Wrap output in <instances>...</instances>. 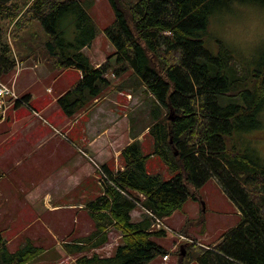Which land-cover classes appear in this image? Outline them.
<instances>
[{
    "label": "trees",
    "instance_id": "trees-1",
    "mask_svg": "<svg viewBox=\"0 0 264 264\" xmlns=\"http://www.w3.org/2000/svg\"><path fill=\"white\" fill-rule=\"evenodd\" d=\"M233 1L264 7V0H108L113 19L104 33L114 46L115 60L95 66L82 51L96 35L82 0H0V79L19 58L8 38L3 40L9 34L12 45L24 43L26 55L44 57L49 68L80 72L55 99L69 118L111 88H142L149 119L141 131L147 128L151 154L172 172L169 179L148 173L138 139L121 148L122 170L101 163L103 193L84 205L93 229L62 243L67 253L76 255L73 264H146L167 254L160 239L169 231L152 229L146 213L132 221L136 199L159 217H168L189 198L196 199L211 177L237 206L241 220L219 242L183 243L177 264H264V163L250 148L228 144L236 134L260 126L264 58L246 69L221 42L216 53L203 43L210 16ZM35 24L42 33L30 29ZM108 74L120 82L113 84ZM21 98L32 106L26 96ZM128 121L129 135L135 138L141 131L136 132L129 116ZM112 228L122 240L115 252L87 254L108 241ZM41 253L42 247L28 237L10 251L0 230V264H30Z\"/></svg>",
    "mask_w": 264,
    "mask_h": 264
},
{
    "label": "rangeland",
    "instance_id": "rangeland-1",
    "mask_svg": "<svg viewBox=\"0 0 264 264\" xmlns=\"http://www.w3.org/2000/svg\"><path fill=\"white\" fill-rule=\"evenodd\" d=\"M84 6L87 8L88 13L92 17L96 35L88 46H85L82 51L93 60L94 63L110 60V63H114V46L107 39L104 33V27L113 19V10L108 0H82ZM134 1V0H133ZM37 24L30 29H35ZM40 32L42 31L40 26L37 27ZM42 33V32H41ZM7 38L11 48L15 49V52L21 58L16 60V66L11 70L9 75L1 77L0 81L8 87H13L15 93L20 96H24L25 91L34 92L39 94L46 101L56 96L58 91H63L66 86L77 81L80 72L77 69L67 68L64 70H53L48 67L44 61V57L36 58V56H27V49H24V43L14 42L12 45L9 39V34L3 37V40ZM41 38H45L42 34ZM218 41L221 44L232 51V54L238 61L239 66L251 69L257 64L259 65L261 59L264 58V7H261L254 3L233 1L230 6L224 7L218 11H215L209 18V24L207 29V35L203 39V43L206 48L216 53L218 51ZM102 59V60H100ZM99 63V64H101ZM98 64V65H99ZM36 65V66H34ZM97 65V66H98ZM244 65V66H243ZM96 66V65H95ZM108 79L113 84L120 82V79L114 77L112 74L107 75ZM47 87L51 91L47 92ZM124 92H130L132 97L129 98ZM107 95V96H106ZM117 96V97H116ZM103 97V98H102ZM144 92L140 88L137 92L130 91L129 88L116 90L111 88L110 91L104 93L101 98L104 104H108L107 111L114 113L115 117H118V113L121 116H125L122 121L123 126L119 128L116 133L126 131V127L130 126L128 116L131 117L133 128L136 132H140L145 123L148 121V114L143 102ZM8 98V97H7ZM42 100V99H40ZM11 99L7 101L10 103ZM116 102H119L118 104ZM263 108L258 113V119L260 126L252 130L250 133L241 135L236 134L229 139L228 144H235L239 149L250 148L253 150L257 157H261V162L264 163V102ZM56 109V110H55ZM26 110V109H25ZM109 113V112H108ZM83 113L78 114L79 122L71 126L72 119L65 116L57 104L52 106L51 110L44 113L42 119L37 121V130L43 136L55 134V129L61 132H66L69 128L73 127L72 133L69 136L73 139L74 146L71 142H68L57 135V138L62 140V143L67 145L65 155L71 158V151L76 155L78 154V148L86 149L90 151L85 143L79 138L82 135L79 132L82 129V119H80ZM95 118L97 114H93ZM37 115L35 116V120ZM69 120V125L65 129H62V123L65 120ZM3 120V119H2ZM1 121V119H0ZM108 124L109 120L107 121ZM121 122V123H122ZM71 126V127H70ZM126 126V127H125ZM143 131H147V128ZM78 133V137L75 135ZM88 136V133H85ZM126 135V133H124ZM125 141L116 143L114 147L111 145V151H117L120 149ZM33 146L36 142H30ZM141 150L144 155H147L145 161V168L148 173H158L163 179H169L172 176V172L168 169L166 164L158 155L150 154L153 150V139L149 133H145L140 140ZM91 154V152H89ZM93 156V155H91ZM86 160V159H85ZM35 164L29 165V167H35ZM45 164H41L37 171L29 172L24 178L21 179L23 183L38 182L42 178L48 175L49 170L46 169ZM5 170L12 168L11 163L4 165ZM1 187V185H0ZM97 182H92L91 189L96 192ZM198 197L196 199L189 198L183 204L182 209H178L172 212L168 217H162L165 225L169 226L174 232H168L164 237L160 239V243L168 249L169 256L166 259H162V256H157L146 264H177L178 249L183 246L185 242H192L195 240L197 243H209L219 242L226 232L235 227L241 220V214L237 206L230 200L225 194L216 179L211 177L205 184L198 189ZM17 199V197H14ZM28 209L32 210L29 206ZM137 209V208H136ZM136 211V210H134ZM138 212H141L137 209ZM44 213V214H43ZM135 212H131L132 221L139 220L134 216ZM60 215H52V212L42 210L40 220L35 221L31 214L27 212L18 213L14 218L15 222L10 219L0 220V229H2V237L6 240L9 250H14L23 241L25 235H33L37 233L40 241H35L36 244H40L43 247L51 246V249L47 253H43L40 258L31 262V264H56L53 257L57 254L52 250V247L56 248L59 252L63 249V256L66 251L63 248L62 238H57L51 233L53 225L56 223L57 218ZM64 216L62 220L63 231L66 232L67 225L69 229L74 226V237L84 235L85 232L93 229V222L88 217L84 208H78L74 211V221H72L71 214L61 215ZM3 227V228H2ZM26 228H29L25 231ZM114 234H118L115 237ZM119 232L112 228L108 232V237L113 248L109 251L110 255L115 252L116 247L122 243L119 236ZM179 234V235H177ZM29 237V236H28ZM118 239V241H116ZM194 239V240H193ZM64 240H70V238ZM35 244V243H34ZM62 247H60V246ZM110 247L109 243L106 247ZM102 256L105 253L100 252ZM64 263L69 264L68 260L64 259ZM57 264L58 263L57 261ZM187 264H197L195 260Z\"/></svg>",
    "mask_w": 264,
    "mask_h": 264
},
{
    "label": "crops",
    "instance_id": "crops-1",
    "mask_svg": "<svg viewBox=\"0 0 264 264\" xmlns=\"http://www.w3.org/2000/svg\"><path fill=\"white\" fill-rule=\"evenodd\" d=\"M92 63L97 66L101 62L94 63L92 60ZM48 88H46L47 92L51 93ZM63 91H58L57 95ZM25 92V100L29 101L36 108L28 106L25 101L20 102L17 106L11 105L5 110L4 119L0 121V220L10 219V221L15 222L14 218L18 213L27 212L32 215V218L36 219L35 221H38L40 220L42 210L52 212V215L56 217L57 215L60 216L53 225L54 228L51 229V233L57 238L61 237L62 243L64 238H74V226L72 223L69 229L67 225V230L64 232L62 224L64 216L61 215L69 213L71 214L72 221H74V211L78 208H84L86 202L96 195L103 193L100 181L96 175L94 163H109L114 171L122 168L123 163L118 158L121 148L134 139L140 141L147 131H141L135 138H132L129 135L128 125V127L125 126L126 131L124 133L126 135L122 132L116 133L124 125L122 121L125 119V116H121L118 113V117H115L114 113L106 110L108 104H104L107 101L104 102L103 97L96 99L90 108L80 112L83 113L80 117L83 121L82 129L79 131L82 135H79V138L82 139L85 143L84 145L90 151L78 148V151H76L78 154L76 155L71 151V158L69 159V156L65 155L67 145L62 143V140L58 139L56 134L66 140L67 144L71 142L74 146L73 139L69 136L73 131V127L67 130V134L55 129V134L47 136H43L37 130V123L42 122H38L37 120L42 119L44 113L51 110L52 106L56 104L55 99L57 95L46 101L47 99H43L39 94L30 91ZM124 94H129L130 98L132 97L130 92H124ZM116 103L118 104L119 102ZM92 113L97 114V117L92 116ZM36 115L37 119L35 120ZM70 119H72L71 126L79 122L77 115ZM108 120L110 124H108ZM68 125L69 120L66 119L62 123V129H65ZM86 132L88 136L85 135ZM75 135L77 136L78 133ZM126 139L127 141L121 145L120 149L111 151V145L114 147L116 143L125 141ZM30 142H36V144L33 146ZM7 163H11L12 165V168L8 171L4 168V165ZM31 164H35L36 166L29 167ZM41 164L47 166L46 169L49 170L47 176L38 182L23 183L21 181L29 172L37 171ZM94 180L97 182L96 192L91 189ZM14 197H17V199H14ZM27 206L32 210L28 209ZM134 210H132V213L135 212L134 216L140 219L141 212ZM28 229L26 228L25 231ZM88 232H85V234ZM114 236L118 237V234H114ZM25 237L30 238L35 244V241H40L41 239L34 232L32 236L25 235ZM109 243L111 246L106 247ZM36 245L42 247L43 253H47L51 249V246L43 247L40 244ZM113 246L108 237V241L104 245L92 249L87 254L93 252L100 254V252H103L105 255H110L109 251ZM52 250L57 254L56 257H53L54 261L56 259V264L57 261L60 264L64 263V259L68 260L69 264H72V261L76 257L75 254L67 252L62 257L63 249L59 252L56 248L52 247ZM39 256L36 258L37 260L40 258Z\"/></svg>",
    "mask_w": 264,
    "mask_h": 264
},
{
    "label": "built area",
    "instance_id": "built-area-1",
    "mask_svg": "<svg viewBox=\"0 0 264 264\" xmlns=\"http://www.w3.org/2000/svg\"><path fill=\"white\" fill-rule=\"evenodd\" d=\"M8 97V98H7ZM128 97H130L128 95ZM11 99L10 103H7L8 100ZM15 101H20L19 97L16 95L13 87H8L4 83L0 81V119L4 118L5 115V110L6 108L10 105L13 104ZM97 170L100 173V177L106 178L104 173L102 172L101 168L97 166ZM135 205L138 206L140 209H142L151 219V227L157 228V229H168V227L164 224L162 221V218L158 217L156 214L153 212L145 209L140 202L136 199ZM167 255L163 256V259H166Z\"/></svg>",
    "mask_w": 264,
    "mask_h": 264
},
{
    "label": "water",
    "instance_id": "water-1",
    "mask_svg": "<svg viewBox=\"0 0 264 264\" xmlns=\"http://www.w3.org/2000/svg\"><path fill=\"white\" fill-rule=\"evenodd\" d=\"M169 119H172V116H171V115L169 116ZM175 153H176V152H175ZM180 248H182V247H180ZM182 253L184 254V251H182Z\"/></svg>",
    "mask_w": 264,
    "mask_h": 264
}]
</instances>
